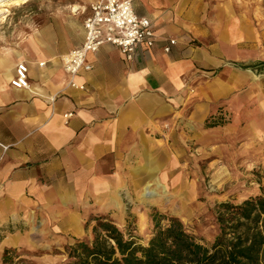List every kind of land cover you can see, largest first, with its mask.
Listing matches in <instances>:
<instances>
[{
    "label": "crops",
    "instance_id": "crops-1",
    "mask_svg": "<svg viewBox=\"0 0 264 264\" xmlns=\"http://www.w3.org/2000/svg\"><path fill=\"white\" fill-rule=\"evenodd\" d=\"M93 2L63 6L0 57V264L5 251L81 237L92 216L117 218L125 192L132 199L152 182L151 168L180 165L173 141L201 139L209 119V129L246 138L257 131L253 112L264 119V79L238 68L264 58L252 52L250 22L235 19L229 3L215 14L205 0H131L155 45L129 63L103 45L74 79L84 90L70 88L62 59L83 43ZM9 64L10 81L26 65L29 90L4 80Z\"/></svg>",
    "mask_w": 264,
    "mask_h": 264
},
{
    "label": "rangeland",
    "instance_id": "rangeland-1",
    "mask_svg": "<svg viewBox=\"0 0 264 264\" xmlns=\"http://www.w3.org/2000/svg\"><path fill=\"white\" fill-rule=\"evenodd\" d=\"M205 2L215 14L224 6L223 3H229L235 19H247L256 41L252 52L264 58V0ZM72 4L74 0H29L21 7L11 8L9 15L0 23V57L9 55L12 49L19 47L21 40L57 14L59 9ZM252 74L257 77L255 81L264 79L261 73ZM251 110H254V105ZM254 113L252 125L257 131H253L251 138L239 132L232 135L226 127L209 129L213 127L209 119L201 139L195 140L190 136L185 141H173L172 150L180 165H172V170L166 174L168 181L176 186L175 190L185 194L183 207L176 204L177 208H183L181 216L156 206L141 205L137 196H140V187L139 193L132 194V202L125 198V209L118 219L115 216H92L86 221L84 235L64 237L65 242L47 250H8L11 259L8 264H62L66 260L65 246H73L79 240L91 243L94 239L92 229L102 218L114 223L126 237L132 236L136 244L145 246L155 233L153 215L175 217L201 243L210 246L218 234L217 206L224 203L239 205L250 198L264 196V133L259 132L264 119ZM254 118L257 123H254ZM161 225L164 226L165 222Z\"/></svg>",
    "mask_w": 264,
    "mask_h": 264
},
{
    "label": "trees",
    "instance_id": "trees-1",
    "mask_svg": "<svg viewBox=\"0 0 264 264\" xmlns=\"http://www.w3.org/2000/svg\"><path fill=\"white\" fill-rule=\"evenodd\" d=\"M238 68L260 74L264 61ZM151 218L155 233L145 246L136 244L132 236L126 237L111 221L100 219L92 229L91 243L79 240L65 246L62 264H264L262 195L239 205L217 206L218 234L210 246L195 238L178 218ZM2 262H11L9 251Z\"/></svg>",
    "mask_w": 264,
    "mask_h": 264
},
{
    "label": "built area",
    "instance_id": "built-area-1",
    "mask_svg": "<svg viewBox=\"0 0 264 264\" xmlns=\"http://www.w3.org/2000/svg\"><path fill=\"white\" fill-rule=\"evenodd\" d=\"M72 12V10H71ZM79 13V9L75 14ZM83 27L85 31L83 43L70 51L62 59L63 70L69 76V87L75 90H84L74 79L80 71H90L91 65L86 64L88 54L96 53L103 45H111L119 49L127 63L132 62L140 48L151 49L156 42V35L148 19L138 17L131 0H94L89 7ZM175 45L169 40L164 47V53H169ZM43 66V64L39 65ZM28 69L25 64H18L15 76L10 84L15 89L29 90ZM72 114L63 116L65 123ZM7 148H3L5 153ZM3 153L0 154V161Z\"/></svg>",
    "mask_w": 264,
    "mask_h": 264
},
{
    "label": "bare ground",
    "instance_id": "bare-ground-1",
    "mask_svg": "<svg viewBox=\"0 0 264 264\" xmlns=\"http://www.w3.org/2000/svg\"><path fill=\"white\" fill-rule=\"evenodd\" d=\"M29 0H0V23L9 15L10 9L21 7ZM72 13H75L79 8L74 6L71 8ZM14 65L9 64L3 73L4 80L9 82L14 70ZM149 176L152 177V182L145 184L142 187L139 203L143 206H156L163 211H171L177 216L183 214V208H177L176 204H184L185 194L180 190H175L176 186L168 181L166 172L160 173L157 167L148 170ZM173 185V186H172ZM125 196L129 202H132L131 196L125 192ZM119 213H123L125 206L116 203ZM183 207V205H182ZM116 217L118 218L119 215Z\"/></svg>",
    "mask_w": 264,
    "mask_h": 264
},
{
    "label": "water",
    "instance_id": "water-1",
    "mask_svg": "<svg viewBox=\"0 0 264 264\" xmlns=\"http://www.w3.org/2000/svg\"><path fill=\"white\" fill-rule=\"evenodd\" d=\"M261 75H264V72H262Z\"/></svg>",
    "mask_w": 264,
    "mask_h": 264
}]
</instances>
